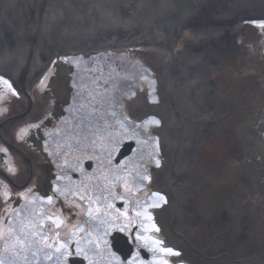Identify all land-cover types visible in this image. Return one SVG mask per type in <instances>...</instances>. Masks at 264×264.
Wrapping results in <instances>:
<instances>
[{
  "label": "flooded vegetation",
  "instance_id": "1",
  "mask_svg": "<svg viewBox=\"0 0 264 264\" xmlns=\"http://www.w3.org/2000/svg\"><path fill=\"white\" fill-rule=\"evenodd\" d=\"M234 27L229 38L199 40L191 58L184 51L188 60L178 59L192 73L180 87L169 81L170 103L178 116L199 111L188 135L196 142L188 143L183 173L168 166L160 186L128 189L123 167L137 147L115 160L125 143L137 145L134 134L112 167L83 150L89 126H104L107 116L105 105L92 110L71 58L55 57L24 78L0 72V149L7 150L0 152V264H264V24ZM146 63L147 78L119 92L117 116L139 122L125 115L128 105L141 96L150 105L156 65ZM70 67V101L59 106L49 85ZM111 170L122 174L116 182ZM116 233L131 247L127 260L113 247Z\"/></svg>",
  "mask_w": 264,
  "mask_h": 264
},
{
  "label": "water",
  "instance_id": "2",
  "mask_svg": "<svg viewBox=\"0 0 264 264\" xmlns=\"http://www.w3.org/2000/svg\"><path fill=\"white\" fill-rule=\"evenodd\" d=\"M264 20V0H0V72L24 78L55 57L163 44L173 57L176 35L189 26ZM59 68L50 82L59 106L70 101V74ZM125 143L115 162L130 156ZM113 247L127 260L119 234Z\"/></svg>",
  "mask_w": 264,
  "mask_h": 264
},
{
  "label": "rangeland",
  "instance_id": "3",
  "mask_svg": "<svg viewBox=\"0 0 264 264\" xmlns=\"http://www.w3.org/2000/svg\"><path fill=\"white\" fill-rule=\"evenodd\" d=\"M233 26L234 25H214V27L229 29ZM194 27L198 28L199 26H189L188 28L183 29L182 32L176 35L175 41L173 42L174 50L179 48L180 51L177 52H181V55H177L178 59L181 61L188 60L186 57L182 58V54L184 51L186 52V55L191 53L190 45H199L198 39L183 38V33L187 31V29ZM223 38L225 37L211 36L202 39L220 41L223 40ZM147 46H159L161 53L151 55L144 51L139 52L130 49L120 51L118 49L102 50L93 52L88 63H84L85 54L66 56V58H71V64L76 68L77 72H79V79H83L80 86L82 90H84V95L90 102L92 110L98 112L96 110H99L100 107L105 105V111L104 113L102 112L107 116L105 125L96 124L91 125L88 128V136L86 139L87 148L86 150L83 149L84 151L89 152L87 155L98 158L103 165H108L109 163L108 166L112 167V159L114 158L121 142L133 134L138 136V139H135L137 142L135 147H137V149L135 150V153L130 156L129 160L126 161V164L124 165L125 167H123L129 175L128 189H132L134 185L135 187H142L143 184L141 182L144 184H146L145 182H151L152 187L154 184V186H160L158 179L165 178L169 174L171 165L173 166L174 163V157L179 159V151L183 148V145L188 143L194 144L196 142L195 139H191L188 135L192 130L191 125L193 122L195 123V121L199 120V117L193 118L196 117L198 110L188 111L183 108L178 111L180 114L178 116L175 112L176 110L170 103L169 81L172 77V55L170 54V51L160 43H153ZM187 49H190V52H188ZM192 51H194V48ZM192 55H195L194 52H192ZM189 56L191 58V54H189ZM150 60L156 65V79L154 90L152 91V93L154 92V95L152 94L149 99L150 105H148L147 96H144V98L141 96L138 103L134 100L130 103V106L128 105L125 115L129 117L131 111L133 117L138 119L139 122L126 119L124 116L120 117L118 115V117V107L116 106L119 92L122 89L130 90L137 82L138 79L136 78L141 77L140 80L147 78L148 69L145 68L144 65ZM191 63L189 64V68H191L190 70H193ZM197 79L199 82V76H197ZM177 81H180L179 84L185 83V79ZM188 87L184 90L185 92L188 91ZM182 88H185L184 85ZM128 96L132 97L134 95L130 92ZM153 104L154 108L152 107ZM138 109L143 110L138 112ZM153 109L155 112L151 113ZM151 114L152 116L154 115L155 118H152ZM161 119L166 120L165 123H163ZM157 121L159 123H156ZM181 124L183 126H181ZM152 126H155L156 128L154 133L150 132ZM165 145L167 149L164 147ZM168 166H170L169 170L167 169ZM153 167L155 168L154 173L151 172ZM184 168L185 167L182 164L181 169H177L179 176L183 173ZM151 173L152 175H150ZM189 173V168L187 166L186 176H188ZM121 176L122 174L118 175L117 172L110 171V177L115 182L117 179H120ZM156 177L157 182L155 183ZM173 177L175 176L173 175ZM173 181L174 179L172 178V182ZM178 181L179 180H176L174 189L178 188L180 184ZM161 206H163L161 202L157 201L156 207L161 208ZM108 228L112 229L110 224L108 225Z\"/></svg>",
  "mask_w": 264,
  "mask_h": 264
},
{
  "label": "bare ground",
  "instance_id": "4",
  "mask_svg": "<svg viewBox=\"0 0 264 264\" xmlns=\"http://www.w3.org/2000/svg\"><path fill=\"white\" fill-rule=\"evenodd\" d=\"M243 24H259V25H263L264 24V20H248V21H244L242 22ZM238 27H234V28H223V27H214V26H200V27H194L191 29H187V31H185L183 33V38L185 39H198V40H203L202 38H208L211 36H224L225 38H229L232 34H234L236 32ZM130 50L132 51H139V52H146L149 53L151 55H157L161 53V49L159 48V46H141V47H133ZM186 67L179 62L177 56L174 54L172 57V65H171V82L174 84L176 81V85L179 86L178 81L177 80H183L185 75L187 74H191L192 72H188V73H184ZM188 76V75H187ZM180 87V86H179ZM176 90V88H175ZM143 109H138L139 111H142ZM181 126H183L181 124ZM166 148V145L164 146ZM167 149V148H166ZM193 150L191 149V146L189 144H185L183 145V148L179 151V159L174 158V163L173 166L171 168V172L175 173L177 171V169H181V165H185V163L188 162V160H190V155L192 154ZM171 155V154H170ZM177 163V164H176ZM177 168H176V165ZM161 179V178H160Z\"/></svg>",
  "mask_w": 264,
  "mask_h": 264
},
{
  "label": "snow or ice",
  "instance_id": "5",
  "mask_svg": "<svg viewBox=\"0 0 264 264\" xmlns=\"http://www.w3.org/2000/svg\"><path fill=\"white\" fill-rule=\"evenodd\" d=\"M0 79H2V78H0ZM5 83H7V82L5 81ZM9 87H11V86L9 85ZM156 123H159V122L157 121ZM19 138L20 139H23L22 136H20ZM6 151H7L6 149H0V152H5L6 153ZM7 171L9 173L14 174L16 172V169L14 167L8 166L7 167ZM9 178H11V177H9ZM2 183L3 182L0 181V184H2ZM4 187H5L4 195L7 196L8 195V192L6 190L7 189V186L5 185ZM152 227L155 228V230L157 232H159V228H156V226L154 224L152 225ZM141 239H148V238L142 237ZM160 243H162V242L161 241H153V244H160ZM160 250L163 251V252H165V253H167V254H170V255H175V256H178L179 255V253L178 252H175L172 248H161ZM164 264H167V261H164Z\"/></svg>",
  "mask_w": 264,
  "mask_h": 264
}]
</instances>
